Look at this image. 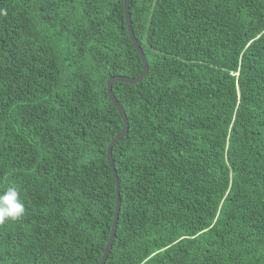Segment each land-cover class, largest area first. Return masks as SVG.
Returning <instances> with one entry per match:
<instances>
[{
	"label": "trees",
	"instance_id": "16d2710c",
	"mask_svg": "<svg viewBox=\"0 0 264 264\" xmlns=\"http://www.w3.org/2000/svg\"><path fill=\"white\" fill-rule=\"evenodd\" d=\"M106 264H264V0H130ZM124 0H0V264H100Z\"/></svg>",
	"mask_w": 264,
	"mask_h": 264
},
{
	"label": "water",
	"instance_id": "95a60500",
	"mask_svg": "<svg viewBox=\"0 0 264 264\" xmlns=\"http://www.w3.org/2000/svg\"><path fill=\"white\" fill-rule=\"evenodd\" d=\"M124 8H125V16H126V22H127V27H128V31L130 34V37L133 41L134 46L136 47L142 61L144 64V70L143 72L138 76V77H127V76H113L109 79L108 81V93L110 96V99L112 100L113 104L115 105V107L118 109V112L121 115V118L124 121L125 127L124 129L116 135V137L109 143L108 145V149H107V158L109 161V164L111 166V169L113 171L114 174V178L116 181V186H117V203H116V210H115V218H114V223H113V227H112V232H111V236L109 239V242L106 246V249L104 251L103 257L101 259L100 264H106V261L108 259V256L110 254V251L112 249L113 243L115 241L116 238V233H117V228H118V220H119V213L121 210V193H120V182H119V177H118V173L115 167V163L113 161V155H112V151H113V147L117 144V142H119L122 138H124L129 131V120L127 117V114L125 112V109L121 106V104L119 103V101L117 100V98L115 97V94L113 92V84L115 82H122V83H127V84H137L140 81H142L148 74H149V64H148V60L145 56L144 50L141 46V44L139 43V41L137 40L134 30H133V26H132V19H131V13H130V0H124Z\"/></svg>",
	"mask_w": 264,
	"mask_h": 264
},
{
	"label": "clouds",
	"instance_id": "9594fccd",
	"mask_svg": "<svg viewBox=\"0 0 264 264\" xmlns=\"http://www.w3.org/2000/svg\"><path fill=\"white\" fill-rule=\"evenodd\" d=\"M25 214V204L15 186H9L0 193V225L19 220Z\"/></svg>",
	"mask_w": 264,
	"mask_h": 264
}]
</instances>
